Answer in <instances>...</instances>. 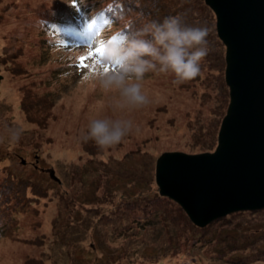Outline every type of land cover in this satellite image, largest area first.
I'll return each mask as SVG.
<instances>
[{
    "label": "rangeland",
    "instance_id": "1",
    "mask_svg": "<svg viewBox=\"0 0 264 264\" xmlns=\"http://www.w3.org/2000/svg\"><path fill=\"white\" fill-rule=\"evenodd\" d=\"M60 2L0 0V127L24 129L18 143L0 145V155L47 192L32 190L28 182L24 191L30 200L18 197V224L0 231V264H27L31 258L32 264H264V210L218 218L201 228L183 208L173 203L174 210L167 209L171 204L156 184L161 154L215 151L230 103L224 108L226 91L219 81L224 69L210 54L201 65L206 75L180 85L171 74L147 73L143 83L150 103L113 113L114 93L92 78L100 65L95 73L79 66L87 48L70 42L50 47L42 28L35 27L45 10ZM187 5L189 23L206 26L209 47L216 49L214 12L205 0ZM104 116L129 118L139 131L106 151L82 142L80 130ZM106 189L115 195L105 196ZM124 190L141 201L119 196ZM37 194L40 202L33 201ZM155 209L159 216L148 213ZM162 214L170 228L140 231L131 221H158Z\"/></svg>",
    "mask_w": 264,
    "mask_h": 264
},
{
    "label": "water",
    "instance_id": "2",
    "mask_svg": "<svg viewBox=\"0 0 264 264\" xmlns=\"http://www.w3.org/2000/svg\"><path fill=\"white\" fill-rule=\"evenodd\" d=\"M205 2L226 47L230 103L218 144L213 152H165L155 172L160 195L201 228L235 212L264 209V0ZM51 177L60 182L54 171Z\"/></svg>",
    "mask_w": 264,
    "mask_h": 264
},
{
    "label": "clouds",
    "instance_id": "3",
    "mask_svg": "<svg viewBox=\"0 0 264 264\" xmlns=\"http://www.w3.org/2000/svg\"><path fill=\"white\" fill-rule=\"evenodd\" d=\"M208 35L206 26L189 24L180 14L129 27L105 42L100 70L92 78L102 90L114 93L113 113L142 108L150 103L143 83L147 73L171 74L176 85L201 74L202 62L210 52ZM106 66L112 70L105 71ZM133 131L139 128L129 118L97 117L80 130V139L106 151L124 142ZM23 132L19 125L3 124L0 145L18 143Z\"/></svg>",
    "mask_w": 264,
    "mask_h": 264
},
{
    "label": "trees",
    "instance_id": "4",
    "mask_svg": "<svg viewBox=\"0 0 264 264\" xmlns=\"http://www.w3.org/2000/svg\"><path fill=\"white\" fill-rule=\"evenodd\" d=\"M188 1L189 0H76L75 7H73V0H61L59 4H54L51 6V8L45 10L46 14L40 18L38 22L39 26L36 25L35 27L42 28V30L44 31V36L47 37H45L46 41H48L49 46L53 48L67 47L65 45L68 42L82 47H84L85 45L99 47L104 46L105 42L115 37L116 34L121 33L123 31L127 32L129 27H138L141 23L147 22L148 20L162 21L163 18L166 16L176 15L179 13L180 15H183L184 13V18L186 22H191V14H188L191 13V11L188 12V10L190 9L187 5ZM177 4L179 6H177ZM174 5L175 10H171ZM154 14L157 15L155 18H152L151 16H153ZM139 20L143 22H139ZM88 25H91V27L89 28ZM216 37L218 43L217 47L216 49H210L206 60L211 59L209 57V55L211 54L212 59L216 60L219 65V68L221 67L220 70L224 69L223 77L219 81L222 86V92L226 91V103L224 104L225 108L227 102H230L229 87L225 80L226 47L220 40L218 33ZM80 41H83V43H81ZM86 51L88 52V49H86ZM205 75L206 72L201 68V74L198 75V78ZM26 91L27 90L25 89L23 90L25 94ZM23 111L26 112V108ZM88 152L92 156L95 155V153H91L92 151ZM2 156L4 155H0V231H2V234H4L8 233L9 230L14 228L18 224L20 216V213L16 211V209L20 208L18 207L17 203L18 197L21 194H25L27 200H30V198L28 197L29 192L24 191V188L29 185L28 182L30 181L28 180V178H26L25 170H23L22 168H15L12 166V164H8V162H6V164L4 162V159H2ZM14 160L18 163L17 159ZM35 168H38V166L35 165ZM108 170L102 169L101 172H106ZM74 177L75 174L74 176H72V178ZM101 178L103 179V177ZM138 180L135 179L133 185H135ZM30 184L31 188H33L32 190L38 191L39 193L44 192L43 186H39L32 182H30ZM105 191H107L105 192V196L109 197H113L116 193H113L111 191L108 192L107 189ZM40 194L36 195L38 197H35L33 199L34 202H40ZM44 194H47V192H44ZM140 194L143 193L141 192ZM120 195H123L125 198H127V200H130V203H139L141 201L140 198L135 196V194L130 193L127 190L121 191L119 196ZM154 195L157 198L159 197V194L157 192ZM165 199H167L171 204L165 205L167 209L172 210L173 203L177 205L178 208L182 209V207L172 199L168 197H166ZM22 210L24 211L23 208ZM261 210L263 211L264 209ZM261 210L239 211L230 215H235L243 212L256 213ZM148 213L153 214L155 217L156 215L159 216V212L156 209L154 213L153 210L149 211ZM164 217L165 215L162 214L161 220L158 219V221L157 219L143 220L139 217L136 219H131V221L134 222L135 225H137L138 230L140 231H145L146 229L149 230L150 227L156 225L161 226V224H163V227L170 228V226L168 225L170 219L167 220V218ZM38 226H40V223ZM179 253L183 252H180L179 250ZM30 260L27 262V264H32V261L30 262ZM183 261L185 262L184 259L180 260V262Z\"/></svg>",
    "mask_w": 264,
    "mask_h": 264
},
{
    "label": "snow or ice",
    "instance_id": "5",
    "mask_svg": "<svg viewBox=\"0 0 264 264\" xmlns=\"http://www.w3.org/2000/svg\"><path fill=\"white\" fill-rule=\"evenodd\" d=\"M75 3H76V0H73V7H75ZM88 27L90 28L91 25H88ZM84 47L88 49V52L86 55L81 56L79 58V61H80L79 66L84 69L91 68L92 71L95 73L98 71L99 62L102 58L103 46L93 47L92 45H85ZM89 60L96 61V65L89 64L88 63ZM111 70H112L111 66H108L105 68V71H111Z\"/></svg>",
    "mask_w": 264,
    "mask_h": 264
}]
</instances>
